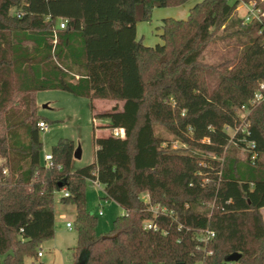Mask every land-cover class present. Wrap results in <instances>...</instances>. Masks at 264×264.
<instances>
[{"label":"trees","instance_id":"1","mask_svg":"<svg viewBox=\"0 0 264 264\" xmlns=\"http://www.w3.org/2000/svg\"><path fill=\"white\" fill-rule=\"evenodd\" d=\"M189 1L0 0V264L39 258L55 235L57 192L76 209L75 264H264V98L251 105L264 24L236 17L242 3L264 12V1L203 0L162 21L161 44L137 38L155 8ZM226 34L246 39L239 56L204 63ZM47 90L88 98L92 110L116 102L98 116L124 138L94 136L93 162L77 169L74 141L60 139L46 166L36 94ZM88 181L125 211L105 236L86 208ZM206 231L214 236L202 240Z\"/></svg>","mask_w":264,"mask_h":264},{"label":"rangeland","instance_id":"2","mask_svg":"<svg viewBox=\"0 0 264 264\" xmlns=\"http://www.w3.org/2000/svg\"><path fill=\"white\" fill-rule=\"evenodd\" d=\"M203 0H190L188 3L179 7L155 8L150 22H140L138 31L140 38L144 39L146 46L155 47L161 44L160 38L162 21L166 18L184 20L187 18L190 9ZM235 0H231L233 3ZM264 1V0H262ZM246 7L242 3L237 9L236 17L245 18ZM221 35V34H220ZM245 38L237 36L223 35V37L212 43L203 56V62L209 65H218L227 59H236L243 49ZM97 102V101H96ZM37 114L47 124V131L41 132V142L43 145L44 156L50 153L52 147L60 139L73 140L76 149L80 147L81 159H74L73 168H81L89 165L94 160V136L106 137L112 134L111 130H104L101 127L106 124V120L100 116H94L92 103L88 98L77 97L71 93L60 90L40 91L36 94ZM122 105V103H120ZM97 105V112L103 114L115 102H103ZM243 114L246 112L243 111ZM93 119L96 123H93ZM99 126V127H98ZM157 134L170 140L175 149L184 148L182 143L175 137L169 135L162 127H158ZM231 135L234 133L229 132ZM237 147V146H236ZM234 153L240 159L247 157L246 151L237 147ZM192 153L213 159L212 154H205L195 150ZM62 192H57L54 197L55 212V235L52 239L41 242L38 250L43 253V257L35 258L26 256L24 264H75L74 250L77 246L78 234L74 227L76 219L75 206L61 202ZM104 188L93 181L87 182L86 187V208L97 219V233L105 236L113 229V223L119 216L123 215L124 210L111 200H104ZM102 212V215H99ZM264 217V209L262 210ZM67 223L73 225L70 230Z\"/></svg>","mask_w":264,"mask_h":264},{"label":"built area","instance_id":"3","mask_svg":"<svg viewBox=\"0 0 264 264\" xmlns=\"http://www.w3.org/2000/svg\"><path fill=\"white\" fill-rule=\"evenodd\" d=\"M243 4H244V6L246 7V10H247L246 16L244 18V22L245 23L258 22V23L264 24V12H262V10L260 8H258L255 3L251 2V3H243ZM64 27H65V24L62 23L61 24V28H64ZM263 98H264V82H262L260 84L258 91L256 92L253 100L251 101V105L254 106L256 104H259L263 100ZM243 111H245L246 113L243 114L242 113ZM239 113L242 116V118H245L249 114V109L247 107H242L240 109ZM38 126H39L41 132H45L48 129L47 124L44 123V122H40L38 124ZM228 131L234 133V131H232L230 129H228ZM112 134L115 137L124 138V131L121 130V129L113 130ZM248 146H249L250 149H254L255 148V144L253 142L249 143ZM251 159L255 160L256 159V154H254ZM44 162H45L46 166H48V167L52 166V155L51 154L45 155L44 156ZM94 183H96V182H94ZM63 195L65 197L69 196V194L67 192H63ZM156 209H157V212H158L159 211V207H157ZM162 212H166V210L163 209ZM99 215L101 216L102 212H100ZM67 227L70 230L73 229V225L71 223H68ZM147 227L148 228H152V226H150V225H148ZM213 236H214L213 232L206 231L205 232V236L203 237L202 240L209 239V238H211ZM38 255L40 257V256H42V253L40 252Z\"/></svg>","mask_w":264,"mask_h":264},{"label":"crops","instance_id":"4","mask_svg":"<svg viewBox=\"0 0 264 264\" xmlns=\"http://www.w3.org/2000/svg\"><path fill=\"white\" fill-rule=\"evenodd\" d=\"M139 24V23H138ZM138 24H137V31H138ZM137 38L139 39V40H142L143 41V43L145 44V42H144V39L143 38H140V36H139V34H137ZM103 102H111V101H97V102H94V103H98V104H101V103H103ZM115 105H116V102H115ZM114 105V106H115ZM118 105H119V107H122V105L120 104V103H118ZM114 106H111V109L114 107ZM98 106L97 105H94V109H93V115L94 116H98V115H100V113L99 112H97V108ZM111 109H108L106 112H109ZM106 112H104V113H106ZM93 123L95 124L96 123V120L95 119H93ZM107 124H108V121L106 120V124L105 125H103V126H101L102 128L103 127H106L107 126ZM99 127V126H98ZM104 130H109L108 128L107 129H104ZM47 154H50V153H46L45 155H47ZM44 155V156H45ZM44 156H43V158H44ZM81 157H82V153H81ZM125 212V211H124ZM100 213V212H99ZM263 214V213H262ZM68 224V223H67ZM42 253V252H41ZM41 257H43V253H42V256H40L39 258H41Z\"/></svg>","mask_w":264,"mask_h":264},{"label":"water","instance_id":"5","mask_svg":"<svg viewBox=\"0 0 264 264\" xmlns=\"http://www.w3.org/2000/svg\"><path fill=\"white\" fill-rule=\"evenodd\" d=\"M74 159H81V149H80V147H78L76 149L75 154H74ZM239 258H240V256H233V257H230L229 260L230 261H237Z\"/></svg>","mask_w":264,"mask_h":264}]
</instances>
